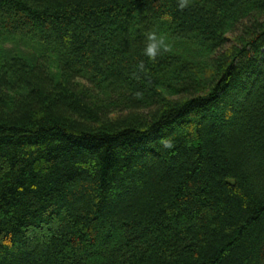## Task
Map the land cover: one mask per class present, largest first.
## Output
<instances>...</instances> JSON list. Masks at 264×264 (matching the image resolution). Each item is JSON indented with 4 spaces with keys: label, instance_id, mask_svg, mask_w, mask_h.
<instances>
[{
    "label": "trees",
    "instance_id": "trees-1",
    "mask_svg": "<svg viewBox=\"0 0 264 264\" xmlns=\"http://www.w3.org/2000/svg\"><path fill=\"white\" fill-rule=\"evenodd\" d=\"M182 2L0 0V264H264V0Z\"/></svg>",
    "mask_w": 264,
    "mask_h": 264
},
{
    "label": "clouds",
    "instance_id": "clouds-1",
    "mask_svg": "<svg viewBox=\"0 0 264 264\" xmlns=\"http://www.w3.org/2000/svg\"><path fill=\"white\" fill-rule=\"evenodd\" d=\"M186 2V0H184V2H182L181 7L184 6V3ZM168 18V17H166ZM170 19V18H168ZM168 51L169 50V45L166 43V40L163 36H157L154 33H150L147 37V43L146 46L144 48V52L145 54L155 60L156 57L160 54L161 51ZM165 146L166 147H171L170 143L165 142Z\"/></svg>",
    "mask_w": 264,
    "mask_h": 264
}]
</instances>
